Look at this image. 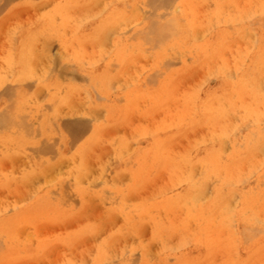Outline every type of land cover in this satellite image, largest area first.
Returning a JSON list of instances; mask_svg holds the SVG:
<instances>
[{"label": "bare ground", "instance_id": "6f19581e", "mask_svg": "<svg viewBox=\"0 0 264 264\" xmlns=\"http://www.w3.org/2000/svg\"><path fill=\"white\" fill-rule=\"evenodd\" d=\"M6 1L2 3L6 5L9 2ZM23 1L29 5L32 4L30 0ZM49 5H52L51 2ZM89 5L91 7L94 5L93 8L97 6L92 12V14L97 13V18L95 20L93 18L95 22L88 28L84 26L75 28L74 35L70 37V42L76 43L71 53L72 57L56 56L55 52V57L50 58V54H46V48L39 43L42 40L48 41L46 39L55 38L53 35L56 31L55 16H58L63 22V19H67L70 10L78 9V7L89 8ZM204 5L206 9L203 13L200 7ZM55 6H58V3ZM3 7L6 6H2L1 11L4 10H2ZM25 8L27 7L23 8L24 11ZM44 8H46L45 4ZM38 9L40 11L41 8ZM96 10L99 11L95 12ZM14 12L12 14H15ZM139 12L140 7L133 0H64L60 11L50 10L47 15H42L36 24H34V20L33 26L30 27L27 24L29 28L23 30V26L22 31L17 28L11 31L7 48L0 52V153L6 158L9 157L10 162L19 158L17 161H21L20 166H24L21 170L15 163V166L18 167L16 169L21 170V175L18 173L19 177L21 176L31 184H34L32 181H36V186L33 189L34 196L37 194V197H33L35 199L32 202L24 205L22 209L16 210L11 216H0V239L3 243L0 246L1 261L8 262L26 258V256L30 258V255L34 254L37 256V253H34L28 246L30 237H33L32 231L37 223L46 220L42 215L46 211L50 210L54 217L62 214L63 211H56L61 207V205L57 207L58 203L64 205L67 198L74 194L97 199L103 197L104 190L101 189V185H97L99 184L97 181L99 174L96 175L97 172H95L96 176H88V168L93 163H90L88 168L83 165L85 152L83 148L90 143L85 144V141L75 143L78 139V137L75 139L77 135L75 133L81 129L83 132L84 128H78L82 124L84 125V121L79 126L77 123L79 121H75L77 119L72 117L74 122H71L72 120H69L71 118H66L70 121L68 122L65 117L76 113V107L79 104L76 103V107H73L71 104L74 102L71 103V100L75 96H79L88 108L102 105L106 113L111 114V116L106 115L108 118H106L105 125L112 124L113 121L116 123L114 115L116 112L120 115L122 109L118 110L116 107L117 111L115 109L116 112L113 113L112 110L117 104L114 105L110 102L108 104L106 101H110L109 96L112 94L108 89L112 79L122 77L119 82L126 86L123 87L125 89L118 86L113 94L114 99L125 101L124 107H133L137 98L140 97L147 100L148 106L152 108L162 107L169 99H173L180 104L182 113H185L177 120L157 125L158 127L151 133L149 132L147 148L144 151L140 149L142 152H137L136 160H132L135 162L132 171L135 181H138L139 178L150 177L149 174L156 167L157 169H167L172 165L180 168L187 166L188 171L182 173L172 172L169 169L171 175L169 192L163 193L165 196L142 209V214L146 216H154L157 212L156 218L159 214L167 216L174 212L181 213L182 220H184L179 224V227L190 230L188 239H182L180 248L182 252L172 255L173 264L207 262L215 252L223 250L229 252L225 264H264V154L260 153L264 148V0H150V24H147L146 29L135 30L130 37H125L124 43H122L119 37L120 33L117 32L118 29L127 25ZM37 14L39 15V13ZM30 15L32 14L30 13ZM18 17L16 16L14 21ZM9 19L12 18L9 17ZM10 22L12 21L10 20ZM7 25L9 26V22ZM12 25L10 24V28L14 27ZM4 26L6 28L4 27L3 30L6 31L8 28L6 25ZM59 40L62 45L65 44L64 38H59ZM87 42H94L98 45L99 62L83 63L80 59L84 43ZM105 43L109 44L107 49H105L107 47ZM183 53L192 54L194 65L203 66L207 74L215 78V84L212 87H207L204 90L194 88L179 96L176 95L175 86L179 81L177 76L179 78L186 70L192 71L193 67L186 64V60H182V65L186 70H177L178 74H176L173 69L167 68L168 65L166 66L165 63L171 57ZM136 56L148 60L149 66L145 68L146 70H141ZM34 64H38L39 67ZM128 67L132 69L131 72H128ZM156 73H160L161 78L154 82L153 78ZM150 81L153 82L152 85L149 84ZM33 83L37 92L39 88H42L39 92L43 91L40 93L45 95L44 101L39 102L42 96L37 93L36 96H40L39 101L31 100L33 93L28 91V86L32 87ZM95 92L98 93L101 99L99 100L102 102L95 101ZM84 114H87V111H84ZM146 115L147 113H145ZM87 119H92V117H87ZM194 124L209 126L206 139L195 144L190 154L174 156L173 152L169 150L173 147V139L189 131L190 126ZM116 125L118 124L116 123ZM85 126L88 127V125ZM103 127V123L94 125L89 138H97ZM85 132L87 134L88 131L85 130ZM142 134L146 136L148 133L142 132ZM92 138V141L98 140ZM115 139L117 140V138ZM108 142L106 144L110 145L111 141L108 140ZM227 145L228 151L226 152L224 146ZM109 147L106 149H112V146ZM127 147L126 139L121 140L116 148L117 153L122 154L127 150ZM102 148L104 149V147ZM134 150H138V148L136 147ZM134 150L130 151L134 152ZM126 153L127 151L124 152V154ZM98 156H101V153ZM103 156L106 155L103 154L101 157L103 158ZM88 157H91L90 153ZM91 158L93 159V157ZM1 159L3 160V157ZM6 160L4 161L5 165L9 163ZM126 160L125 162H127ZM120 161L123 164V161ZM3 163L2 171L6 167ZM99 163L101 164V162ZM11 166L9 165L8 168ZM107 167L112 168L113 166ZM90 168L92 169V167ZM130 168L128 169L130 170ZM194 169H198L199 172L196 180H193L191 176ZM2 171L0 172L3 173L4 171ZM90 171L92 172V170ZM6 176L4 175L3 178ZM103 176L100 177V180ZM126 177L125 179H127ZM211 179L213 181L212 193L208 197L209 199L206 198L208 199L206 202H201L203 186ZM81 183L84 184L85 189L84 186L79 189ZM16 191L19 190L16 189ZM23 192L25 193V191ZM53 193L57 194L58 199L51 200L57 204L49 202ZM3 195L6 197L4 193ZM234 197H238L236 203L229 204L232 198L235 199ZM136 198L138 200L139 197ZM202 198L201 200L204 199ZM70 199L74 200L75 198ZM63 200L65 201L62 202ZM23 204L25 203L23 202ZM62 208L64 207L62 206ZM74 211L77 212L75 209L68 216L74 215ZM114 217L116 219V216ZM59 219L55 218L57 222ZM50 220H52L51 217ZM55 220L52 221L55 223ZM115 225L113 224V226ZM45 226L43 225V228ZM146 226L148 227V225ZM154 226L159 235L157 237L160 239L174 229L173 226L160 221H156ZM28 227L30 229H26L24 235H21L22 229ZM41 227L38 230H41ZM192 228L194 229L192 230ZM81 233L79 235H82ZM76 235L78 236V234ZM175 238L177 237L175 236ZM60 239L58 240L61 241ZM70 239L73 241L74 236ZM46 243L48 242L46 241ZM168 256H171V253L164 249L163 259L167 260ZM129 260L130 257H123L121 263L127 264Z\"/></svg>", "mask_w": 264, "mask_h": 264}, {"label": "rangeland", "instance_id": "374dc122", "mask_svg": "<svg viewBox=\"0 0 264 264\" xmlns=\"http://www.w3.org/2000/svg\"><path fill=\"white\" fill-rule=\"evenodd\" d=\"M5 1L6 0H0V2H1L0 3V9L2 6H6V7L2 8V10L4 9L5 11L0 10V13H1L0 14V23L3 22L2 24H0V32L5 33V34L0 33V35H1L0 36V44H1L0 45V52L3 49L7 48L8 38L11 37L10 33L12 30H14L15 28L21 30L23 28V26H24V28H23V30H24L26 28H29V26L30 27L33 26L34 20H35L34 24H36V22H38L37 20H39L42 17V15L43 16L47 15L50 10L55 9L56 11H60L61 7L63 6V3H64V0H60V1L59 0H37V1L36 0H30L32 2V4L29 5V4L24 3L23 0H11V2H10V0H8L9 1L7 3L8 5L7 4L5 5L4 4ZM49 1L51 2L52 5H49L50 4ZM133 1H135L138 4V6L140 7V12L138 15H135L134 18L132 20H130V22L127 25L118 29L117 32H118V34L120 33L119 37L121 38L122 43H124L123 42L124 38L130 37L135 30L146 29L147 24H150V20H151V15L149 13L150 0H133ZM2 2H4V3H2ZM57 3H58V6H55V4H57ZM9 4L12 6H10ZM44 4H45L46 8H44ZM94 5H96V4H94ZM94 5H92V7L89 5V8L78 7V9L70 10L68 15H67V19L66 20L63 19V22L60 21L58 16H55L54 23L56 26V31L53 33L55 38L54 39H46L48 41L42 40L39 43L40 45H43V47L46 48V54L47 55L50 54L49 55L50 58L55 57V52L57 54L56 56L62 55V56H67L69 58L72 57L71 53L73 52L76 43L74 41L70 42V37L72 35H74V30L76 27L84 26V27L88 28L89 25L91 26L94 24L95 21H93V18H94V20L97 18L96 17L97 13L92 14V12L98 6V3H97V6L93 8ZM8 7L11 10H9ZM22 7L23 8L27 7V8H25V11H24V9ZM19 8H20V11H18ZM36 8H37V10H36ZM38 8H41L40 11ZM90 8L92 10L91 12H90ZM200 9H202L201 11L203 12V11H205L206 6L205 5L201 6ZM14 10H16V12H14ZM35 10H36V12H35ZM7 11H8V13H7ZM11 11H13L15 14L18 12L19 15L16 14V16L17 17L19 16L18 19L21 18L19 20L20 22L18 21L17 18H16L17 20L14 21L16 16H15V14H12L13 12L10 13ZM97 11H99V10H96L95 12H97ZM25 13H27V14L25 15ZM30 13L34 16L30 15ZM37 13H39V15ZM10 14L12 16L14 15L15 17L13 16L14 17L13 18ZM84 14H85V16H84ZM200 15H202L201 12H200ZM28 16H31V17L29 18ZM9 17L12 18L13 20L9 19ZM24 18H26V19H24ZM10 20L12 22H15V23L10 22ZM57 21H58V23H57ZM8 22H9V26L7 25ZM72 22H74V23H72ZM30 23H32V24L30 25ZM82 23L83 24L85 23V24L83 25ZM10 24L11 25L13 24L12 26H14V27L10 28L11 27ZM27 24H29V26ZM4 25L7 26V28H8L7 30H9V31H7L6 29H5L6 31L3 30L5 27ZM58 25H59V27H58ZM66 31L68 34L66 33ZM2 37H4V38H2ZM58 37L61 39L64 38L65 44L62 45L60 43V40ZM3 43L5 44L4 46H3ZM51 43H53V44L49 48ZM44 45H46V46H44ZM94 45H95V47H94ZM105 45L107 46V47H105V49H107L109 47V44L105 43ZM57 49H59V50H57ZM105 49H104V51H105ZM48 50H49V53H48ZM82 51H83V53H81L80 59H82L83 63H87V62L88 63H97L100 61L99 48H98V45H96L94 42L84 43V49ZM105 52H106V54H108L107 51H105ZM52 54H54V56H51ZM136 57L139 61V66H140L141 70H146L145 68H147L149 66L148 60L145 58L140 59L139 56H136ZM179 58H180V60H179ZM193 58L194 57L192 54L183 53V54H179L178 56L171 57L170 60L166 61L167 64L165 63L166 66L168 65L167 68L173 69L176 74H178L177 70H180V69H181V71L186 70L184 65H182V60H184V61L186 60L187 61L186 64L192 65V67H193L192 71L186 70V72H184L181 75L182 77L180 76L178 78V76H177V79H179L177 86H175V91L177 93L176 94L177 96H179V95H181V94H183V93H185L191 89H194V88H201L202 90H204L207 87H212L215 84V78L209 76V74H207V72L203 66L194 65ZM35 66L37 67L38 64ZM0 67H1V63H0ZM131 71H132V69L128 67V72H131ZM205 73H206V75H204ZM160 78H161V74L156 73L155 78H153V81L156 82ZM208 79H210V80H208ZM121 80H122V77H114L112 79L111 84L108 88L112 92V94H110L111 96H109L110 101H108L106 99L107 100L106 102L108 104H110V103H113L114 105L117 104L116 106H114L115 107L114 110L111 109L112 112L114 111L113 113H115L117 111V109L118 110L122 109V113L120 115H118L117 112L114 115L116 123L118 125H116L115 121H113L112 124L109 123L108 125L106 124L107 125L106 126L105 125L106 118H108L107 116H111V114H109V113L107 114L102 105L92 106V107H89L90 108L89 109L81 101L79 96H75L71 100V103L74 102L71 104V105H73V107H76V103L79 104L76 107V109H77L76 113L72 114L71 116L65 117V120L68 122H70L69 120H72L71 122H74L72 117L77 119V120H75V119L74 120L76 122L77 121L80 122V123L77 122L79 124V126L84 121V125L82 124L83 127L80 126L78 128V129L84 128L83 132H81L82 131V129H81V131L80 130H79V132L77 131L79 134L75 133V135L76 134L78 135V136L76 135V137H75V139L78 137V139L75 141V143H77V142L81 143V142L85 141V144L86 143L91 144L92 142H94L91 145L90 144L85 145V147L83 148V150L85 151L84 155H83V159H84L83 165H86L88 168V165L90 163H93V164H90V166H89V168L92 167V169L88 168V170L89 171L92 170V172L91 171L89 172L87 170L88 176L93 177V175L96 174L95 172H97L96 175L99 174V179H97L99 184H97V185H101V187H102L101 189L104 190L102 193L103 197L102 198L98 197L99 199H97V198H94L91 196L83 197L81 194H74L70 198H72V199L75 198L74 199L75 201L71 200L70 198H67L68 200H66V203L64 202L65 200L62 201V202H64V205H62L63 203H61V204L58 203L57 207H59V205H61V207L57 208L56 211H63L62 212L63 215L59 214V215L54 217L52 215V213L50 212V210H48V212L46 211L45 213L42 214L46 218V220L41 221V223L40 222L37 223V225L35 226V228L32 231L33 237L32 238L30 237V243L28 244V246L31 247V249L34 253H37L36 254L37 256H35V254H34V255H30V258H29V256H26V258H19L17 260H12V261H8V262L0 260V264H122L121 259H123V257H130V260L127 262V264H168V263L173 264L174 258L172 255L173 254H180L182 252V250L180 249L182 239L183 238L188 239V232L190 229L189 228L182 229L179 227V224L184 220V219L182 220L181 213L174 212V213L168 214L167 216L163 215V214H159L158 217L156 218L157 212H155L154 216H151V215L146 216L145 214L144 215L142 214V209L145 206L153 203V201L161 199V197L165 196L163 193L169 192L170 185H171V175H170L169 169L172 172H181L182 173V172L188 171L187 166H182L180 168L176 165H172V166L168 167L167 169L166 168L165 169H157V167H156L149 174V175H151L150 177L139 178L138 181H135L133 179V177H132L133 172L132 171H133V167L135 166L134 161L136 160L135 158H137V152L140 153L147 148V145L149 142L148 135L151 133V131L153 129H155L156 127H158L159 125H161L162 123H168V122L177 120L179 117L182 116V114H185V113H182L181 107L179 106L180 104L177 103L176 101H174L173 99L172 100L169 99L164 105H162V107H153L152 108V107L148 106L149 103H147L148 102L147 100H143V97H140V98H137V102L133 107H131V108L124 107L125 101L124 100H118L117 98L114 99L115 96L113 94L118 86H121L123 90L125 89L123 87H126V86H124L121 82H119ZM152 83L153 82L150 81L149 84L152 85ZM112 84H114V86H111ZM31 85H32V87L30 85L28 86V91L30 93H33L32 97H34V98L31 97V100L32 101L33 100L39 101V99H40L39 97L42 96L41 97L42 99H40L39 102L44 101L45 95L44 94L41 95V93L43 91L42 92L40 91L41 93L39 92V90L42 88H39L38 92H37V89H35L34 83ZM36 93L39 94L40 96L38 95V97H37ZM95 97H96V99H95L96 102H98V103L102 102V101H100L101 100L100 96L96 92H95ZM139 101H141V102H139ZM144 104H146V105H144ZM120 106H122V107H120ZM116 107H117V109H116ZM140 107L143 109H141ZM158 108H159V110H158ZM79 109H81V110L79 111ZM115 109H116V111H115ZM101 110H103L104 113ZM84 111H87V114H84ZM126 111H128V112H126ZM140 111H142V112H140ZM145 113H147L146 116H145ZM79 114H80V116H79ZM100 114L103 116L102 118H101ZM134 116L136 117V119H134L135 118ZM87 117L88 118L92 117V119L88 120ZM147 117H149V118H147ZM66 118H68V119L71 118V119L68 120ZM84 118H85V120H84ZM150 118H152V119H150ZM78 119H80L81 121ZM100 123H103L104 127L98 133L97 138L94 137V139H98V140L92 141L91 140L92 137L89 138L90 133H91V128H93L94 125H98ZM85 125H88V127H87L88 130H87ZM190 127H191V129L189 131H187L186 133H183L181 135H178L179 137H177L176 139H173V147H171V149H169V150H170V152L171 151L173 152L174 156L180 157V156L190 154L193 151L195 144H198L203 139H206V136H207L208 131H209V126L204 127V126L199 125V124L198 125L194 124ZM85 130L88 131L87 134H85L86 133ZM142 132L148 133V134H146V136H143ZM189 135H192V136H189ZM107 136H109V137L106 138ZM103 137L105 138V140H107V142H105ZM138 137L141 139H139ZM115 138H117L118 141ZM79 139H80V141H78ZM125 139H126V142L128 144V147L126 150L127 153L124 154V152H126V151H124L122 154H118L116 148L120 144L121 140H125ZM145 139L147 140V142ZM88 140H89V142H88ZM108 140H110L113 144L111 142H110V145L106 144V143H109ZM101 142L103 144L104 143L105 144L103 145ZM114 143L116 144L115 146H114ZM131 144H132V146H131ZM135 144H136V146H135ZM86 146L89 149H87ZM105 146L107 147V149L109 146H112V149L107 150ZM102 147H104V149ZM136 147L138 148V150H134V149H136ZM224 147L226 148L225 151L227 152L228 151V145L224 146ZM109 148H111V147H109ZM105 149L107 150V152H105L106 151ZM130 150H134V152L130 151ZM263 150H264V148H263ZM263 150L260 152L261 154H264ZM100 151H102V152H100ZM89 153H90V156L93 157V159L91 157H88ZM100 153H101V156L103 154H105L106 156H103V158L101 156H98V155H100ZM134 153H135V155H134ZM2 157H3V160L1 159ZM127 157H129V158H127ZM7 158H6V156L1 155V153H0V169H1L0 171H2V168H1L2 163L6 159H7L6 161L9 162L6 165H5V162L3 163V165L6 166V167L3 166L4 172L3 171L2 172L4 174L0 172V183H1L0 196H2V197H0V216L1 215L11 216L13 212H15L16 210L22 209L24 207V205L26 206L28 203L32 202L37 197V194L34 196V189H33L36 186L35 185L36 181H32V183H34V184H31L30 182L25 181L24 178H22L21 176L19 177V174L21 175V170L24 168V166H20L21 161H19V162L17 161V160H19V158H16L17 160H11V162L9 161L10 158L9 157H7ZM87 158H88V160H87ZM89 159L91 161L92 160L93 161L89 162L90 161ZM125 159H127L126 160L127 162H125ZM130 159H131V161H130ZM111 160H112V162H111ZM120 160L123 161V164ZM132 160H134V161H132ZM86 161H88V162H86ZM98 161L101 162V164ZM113 161H116V162L114 163ZM94 162H95V165H94ZM15 163L20 168L16 167ZM8 164L10 166L11 165L12 166L10 168H8L9 167ZM91 165H94V166H91ZM129 165L131 168L129 167ZM63 166H65V165H63ZM107 166H113V167L108 168ZM124 167L125 168L127 167V168L125 169ZM16 168L21 169V170H18ZM118 168H120V169H118ZM123 168H124V170H123ZM128 168H130V170ZM6 169H8L7 170L8 172L6 171ZM116 169L118 171L119 170H121V171L118 172ZM9 170H10V172H9ZM105 170H106V172H105ZM126 170H129L130 172L129 171L126 172ZM157 170H160V171H157ZM15 171H18V172H15ZM115 171H116V173H114ZM6 172L8 174L9 173H11V174L8 175ZM13 173H15V174H13ZM155 173H156V175H155ZM4 175H7V176L3 178ZM102 175H104V176L100 180V177H102ZM123 175L127 176L126 177L127 179H125V176H123ZM193 175H194V177H193ZM16 176L18 178H14ZM152 176H154V177H152ZM191 176H192L193 180H196L199 176L198 169H194L191 173ZM115 179H116V181H115ZM11 182L13 183V185ZM25 182H27L28 185L25 184ZM5 184L7 186L6 188H5ZM9 184H11L12 186ZM210 184H212V185H210ZM32 185H33V187H32ZM79 185H80L79 189L84 186V184H82V183ZM137 185H139V186H137ZM207 185H208V188H207ZM211 186L213 187L212 179L209 180L203 186V191H202V194L200 197L201 202H206L209 199L208 197H210V195L212 193V189H211L212 187ZM19 187H21V189H19ZM85 188L86 187L84 186V189ZM245 188H247V187H245ZM16 189H18L20 192H22L21 193L22 195L20 194L19 191H16ZM22 190L25 191V193ZM1 191H3V192H1ZM146 191H147V193H146ZM107 192H108V194H107ZM111 192H113V193H111ZM3 193L5 194L6 197H4ZM12 194L13 195L15 194L16 196L15 195L13 196ZM19 194H20V196H19ZM29 194L31 195V197ZM161 194H162V196H161ZM17 195H18V197H17ZM133 196H134V200H133ZM33 197H35V198L33 199ZM130 197H132V198H130ZM136 197H139L138 200ZM202 197L205 199V201ZM29 198L32 200H30ZM79 198H81V199H79ZM201 198L203 200H201ZM206 198H208V199H206ZM21 199L25 204H23ZM51 199H53V200L58 199L57 194L53 193L52 197L49 200L50 203L57 204V203L52 202ZM24 200L27 202H25ZM145 200H147V201H145ZM237 200H238V197L235 199L232 198L230 200L231 202L229 201V204H231V203L235 204ZM68 201L71 203L69 204ZM77 204H79V205L76 206ZM69 205H71L72 207L71 206L69 207ZM62 206L64 208L65 207L66 208L64 209V208H62ZM79 208H80V210H78ZM75 209H76V211L78 210L81 214L78 211L77 212L74 211V215L68 216L69 213H73V210H75ZM82 209H83V211H82ZM7 210H9V211L7 212ZM64 214L66 217L64 216ZM60 216H62V217H60ZM114 216H116V219ZM117 216H119V217H117ZM50 217L52 218V220L53 219L55 220V218L56 219L60 218V219L58 220V222L55 220V223H54L52 220H50ZM63 217H64V219H63ZM156 221H160L162 223H165L166 225H171L174 227V229L170 233L167 232L166 236H164L162 239H160L159 237H157L159 235H158L156 228L154 226ZM86 224H87V226H85ZM113 224H116V225L113 226ZM43 225L44 226L47 225V226H45L43 228ZM91 225H92V227H91ZM146 225H148V227ZM40 227H41V230H38V229H40ZM26 229H30V227L23 228L21 231V235H24V232H26ZM193 229L194 228H192V230ZM146 230H148L147 231L148 233L146 232ZM34 233H36V234H34ZM63 233L64 234L67 233V235H64ZM80 233L82 235H79ZM39 234L41 235V237ZM57 234L60 235V237H58ZM76 234H78V236ZM72 235L74 236V239H72L73 241H71V239H70L71 237L73 238ZM75 235H76V237H75ZM96 235H98V236H96ZM146 235H147V237H146ZM35 236H38V237H35ZM175 236L177 238H175ZM64 237H68V238H64ZM59 238H61L60 239L61 241L58 240ZM125 238H127V239H125ZM67 239L69 240V242ZM36 240H38L39 242ZM46 241L48 243L51 242L49 246H48V243H46ZM133 241H135V242H133ZM35 242L40 243V244H37ZM55 243H56V245H55ZM174 243H176V244H174ZM2 244L3 243L0 239V246ZM57 245H59V246H57ZM64 246H66V247H64ZM74 246H75V248H74ZM62 247H63V249H62ZM172 247H173V249H172ZM164 249L171 253V256H168L167 260L163 259V250ZM41 250H42V252L40 253ZM68 253H69V255H68ZM228 253L229 252H227L226 250H223L221 252H215L209 261L199 262V263H194V264H225ZM231 253H232V251H231ZM215 259H218V260L216 261Z\"/></svg>", "mask_w": 264, "mask_h": 264}]
</instances>
